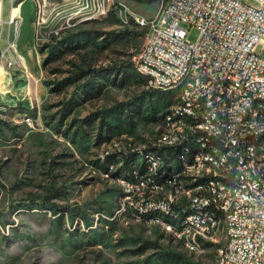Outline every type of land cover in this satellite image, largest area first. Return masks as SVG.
<instances>
[{
    "label": "rangeland",
    "instance_id": "rangeland-1",
    "mask_svg": "<svg viewBox=\"0 0 264 264\" xmlns=\"http://www.w3.org/2000/svg\"><path fill=\"white\" fill-rule=\"evenodd\" d=\"M35 2L36 35L29 46L36 51L28 60L38 58L40 65L9 60L17 85L12 100V74L0 66V89L8 100L0 101V264H211L213 241L190 252L156 223L119 213L123 187L115 176H105L108 154L119 157L110 165L115 173L124 154L140 152L159 135L161 113L156 121L145 118L149 81L136 72L110 74L98 79L96 91L74 95L83 71L134 62L148 32L140 20L158 17L164 0ZM10 10L11 1L4 0L2 48L14 38L11 31L8 39ZM183 25L195 41L199 29ZM71 35L79 41L61 43ZM72 98L77 105L62 119ZM131 101V108L118 106ZM113 107L117 111H107ZM51 193L52 203L45 202Z\"/></svg>",
    "mask_w": 264,
    "mask_h": 264
},
{
    "label": "built area",
    "instance_id": "built-area-1",
    "mask_svg": "<svg viewBox=\"0 0 264 264\" xmlns=\"http://www.w3.org/2000/svg\"><path fill=\"white\" fill-rule=\"evenodd\" d=\"M10 1L8 23L17 25L18 2ZM0 6L2 10L3 0ZM187 21L201 22L203 39L191 41L187 38L188 30L183 25ZM140 23L148 27V32L134 62L140 63L145 71L158 74V81L149 82V85L161 90L164 84L177 85L181 96L197 99V106H191L188 112L194 116H208V123L194 124L193 131L213 130L230 136L233 151L224 154L234 153V144H241L239 172H232V164L223 163V160L214 163L213 173L223 176V184L204 187L216 189V196L194 200V204L170 205L169 202L168 208L174 217L177 209L185 205H211L221 210V194L226 182H234L237 185L235 207L221 210L229 214L230 223H225L224 240L215 241V246H221V254H216L212 264H264V105L254 103L255 95H264V0H164L158 18ZM13 43L9 42V48L14 49ZM0 50V66L9 68V60L13 59L5 57L1 45ZM213 91H221V98H213ZM178 122L182 121L177 119ZM193 131L174 137L172 142H161L156 136L150 146L162 144L164 158L172 156L173 152H164V144L176 143L178 138H185V142L193 140ZM139 150L143 152V148ZM124 155L128 159V154ZM190 156V164L199 165L201 157L207 154ZM249 160H256L257 169H262V184L247 178ZM128 165L132 171L138 167L134 161H129ZM145 168L156 169L150 160ZM222 168H230V175H222ZM111 174L110 166L105 176L112 177ZM191 188L197 186L185 183L184 190ZM149 190L148 185L147 189H140L137 180L126 184V191H120L125 194V202L120 205L119 213L127 214L128 196H135L137 202V194ZM138 208L154 210L151 202ZM178 219H184V229L186 224H193V229H199L202 237L204 232L212 231L209 214ZM187 238L191 247H195L192 234H187Z\"/></svg>",
    "mask_w": 264,
    "mask_h": 264
},
{
    "label": "bare ground",
    "instance_id": "bare-ground-1",
    "mask_svg": "<svg viewBox=\"0 0 264 264\" xmlns=\"http://www.w3.org/2000/svg\"><path fill=\"white\" fill-rule=\"evenodd\" d=\"M156 18L158 17L142 18L140 21H149ZM187 23L195 25L199 29L197 39H203V25L201 22L187 21ZM27 27L25 26L22 29L16 42L20 44L21 49L26 50L29 46ZM28 52L35 54L33 49H29ZM21 59L25 60V57L21 56ZM135 66L138 73L149 82L158 81L156 72L145 71L138 62ZM156 89L161 90V88ZM163 90H175L177 101L163 116L162 123H164V127L161 128L158 135L161 142H172L174 137H180L181 134H191L194 124L208 123V116H194V113L188 112L191 111V106H197V99L181 96L177 85L164 84ZM213 98H221V91H213ZM254 103L264 105V95H255ZM176 117L182 122L177 123ZM230 151H233L230 136L224 135V133H216L213 130H197L193 131V140L185 142V138H178L176 143L164 144V152H173L172 156L164 158L162 144H153V146L149 144L143 149V152L129 153L128 161H134V164L138 167L132 171L122 165L120 167L121 173L115 176L116 180L120 182L123 191H126V184H132L134 180L140 182V189H147L148 185L150 190L147 193L139 192L137 202L135 196H128L127 215L144 219L147 222L153 219L151 223L159 225L163 232H166V235L171 236L190 252H201L208 240L213 241V243L219 241L221 234L223 236L225 234V223H230L229 214L223 213L221 210H229L235 207L237 185L234 182H226V189L221 194V210H219V207L211 205H185L184 208L177 209L176 217H174V213L168 208V203L170 202V205H178L180 202L194 204V200L212 199L216 196V189L204 187L223 184V176L213 173L216 160L231 163L232 172H239L241 168V144H234V153L224 154V152ZM204 154H207V157H201L199 165L190 164V155ZM262 154H264V145H262ZM122 160L120 159L121 163ZM149 160L155 166V170L145 168V164H148ZM222 175H230V168H222ZM171 177L173 178L171 179ZM247 178H253L255 184H262V169H257L256 160H249ZM185 183L195 184L197 188L184 190ZM171 193H173L172 196ZM124 202L125 194H122L120 205H124ZM145 202H151V207H154V210L138 208L144 207ZM117 211L120 212V206ZM193 214H209L212 218V231L204 232L202 237L199 229H193V224H186V229H184V219L178 218L191 217ZM175 229H179V231L176 232ZM187 234H192V246L195 247H191ZM216 249L217 254H221V246H216Z\"/></svg>",
    "mask_w": 264,
    "mask_h": 264
},
{
    "label": "trees",
    "instance_id": "trees-1",
    "mask_svg": "<svg viewBox=\"0 0 264 264\" xmlns=\"http://www.w3.org/2000/svg\"><path fill=\"white\" fill-rule=\"evenodd\" d=\"M138 1L151 3L155 0H138ZM79 39H80L79 37L71 35V36H68L67 38H64V40H62L61 43H64L65 45H70L71 43L75 44L76 42L79 41ZM132 67H134L135 70H133ZM116 73L117 74H123L126 77H132V76H134V73H135V75L136 74L140 75L138 73V71L136 70L135 63L132 60H127V61H124L120 64L113 65V66L99 67L96 69L95 68L89 69L87 71H83L82 74H79V76L81 75L83 77L84 81L82 83H80L75 88L74 95L79 97L85 93L92 91V90L96 91L97 87H98L96 85V83L98 82L99 78L105 77V76L110 75V74H116ZM145 93L148 94V97H149V101L146 103V107H148V109H149V113H147L145 115L146 120L156 121L159 119L157 117V115H159L160 113L161 114L159 117H161L163 119V116L165 115V113L177 101V97H176L177 92L175 90L164 91V90H160V89H156V88H150V90L146 91ZM135 104H136V102H132V101L131 102H121V103H119L118 106L120 108L124 109V108H131ZM76 105L77 104L75 102H73V98L69 101H66L63 105V110L65 112L62 116V119L63 118L65 119L68 115H70L72 113V111L74 110V108L76 107ZM115 109H116V107H113L107 111L110 113L111 112L114 113L115 111H117ZM0 111H2L1 106H0ZM125 119H132V117L130 115H127V116H125ZM53 128L57 132L62 133V131L60 130L59 127L54 126ZM64 133H65L64 134L65 136L68 135V132H64ZM116 156H117L116 154H108L106 156V165L104 166V169H103L105 172L110 171V165L112 162H116ZM117 162H118V160H117ZM128 163H129L128 159H125L123 167L129 169ZM120 173H121V169H119L115 173L113 172L111 175L117 176ZM54 194L55 193L45 195L42 199L45 200V202H47V203H52L51 198H52V195H54ZM52 206H54V204H52ZM55 211L58 213L59 211H61V208L55 207ZM169 237H171V236H169Z\"/></svg>",
    "mask_w": 264,
    "mask_h": 264
},
{
    "label": "crops",
    "instance_id": "crops-1",
    "mask_svg": "<svg viewBox=\"0 0 264 264\" xmlns=\"http://www.w3.org/2000/svg\"><path fill=\"white\" fill-rule=\"evenodd\" d=\"M15 1L18 2V6L16 7V13H17V16H19V19L17 20L18 23H17V25L15 23L9 24L8 23L9 18L7 20V25L9 27L8 28V39L11 36V31H13V33H14V38L11 40V41L14 42V49L9 48V45H7L4 48L1 47V49H3L5 51V57L6 58H11L12 59L14 57H18V60L21 61L23 63V65H25L24 59H21V56H24L25 59H26V62L29 63L30 67L33 65L35 68H37L38 64L40 65V61H38V58H37V60H33V64H30L31 61L28 60V58L30 56L28 50L29 49H32V48L30 46H28V49L27 50L24 49V48L21 49L20 44L16 43L17 40H18L19 35L21 34L22 29L25 26L27 27V23H29L28 24V27H27V30H26L27 31V37H28V44L33 43V40L35 39V35H36V22H35V18H34L35 17L34 16V13L36 12V8H35L36 7V2H35V0L34 1L33 0H15ZM20 6H23V9ZM33 8H35L34 9L35 12L33 11ZM2 10H3V6H2ZM2 10H1V13H0V26H1V15H2V20H3V11ZM24 15L25 16L27 15L29 18L26 19L24 17ZM3 24H4V22H3ZM1 37H2V32H0V40H1ZM34 47H35V45H34ZM35 51H36V49H35ZM0 60H1V50H0ZM3 62H5V59L3 60ZM21 62H20V66H22L23 69L25 70V72L28 75H30L29 72L27 71V69L22 65ZM4 68H7V67L4 66ZM10 68H7V69L12 74V78H13V81H14V86H12V85H9L8 86V88H10L11 90H9V92H7V96L9 98V100H12L13 99L12 96L15 95L14 91H15L17 85H16V81H15L16 77H14V73H13L14 69H13V67H10ZM18 69L21 70V68H18ZM33 82L35 83L36 96H37V86H36V82H35V80H33ZM0 86L2 88L1 80H0ZM0 101L1 102H7L8 101V100H6L2 96L1 89H0Z\"/></svg>",
    "mask_w": 264,
    "mask_h": 264
}]
</instances>
